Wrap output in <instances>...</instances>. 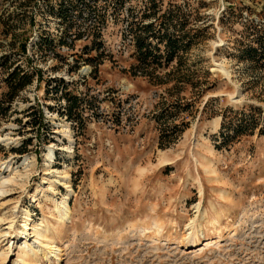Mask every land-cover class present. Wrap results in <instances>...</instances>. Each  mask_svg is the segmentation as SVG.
<instances>
[{"label":"rangeland","instance_id":"rangeland-1","mask_svg":"<svg viewBox=\"0 0 264 264\" xmlns=\"http://www.w3.org/2000/svg\"><path fill=\"white\" fill-rule=\"evenodd\" d=\"M0 16V101L6 67L34 74L0 122V176L4 164L17 171L0 195V264L44 223L53 248L33 245L31 264H264V134L216 146L227 108L264 109V0H0ZM141 21L191 40L182 64L155 73L189 82L154 84L136 69ZM61 80L82 99L81 121L61 115ZM175 100L190 110L169 123L189 126L162 148L157 115ZM65 196L64 220L53 199Z\"/></svg>","mask_w":264,"mask_h":264},{"label":"trees","instance_id":"trees-1","mask_svg":"<svg viewBox=\"0 0 264 264\" xmlns=\"http://www.w3.org/2000/svg\"><path fill=\"white\" fill-rule=\"evenodd\" d=\"M153 7H157V4H153ZM54 13V11H53ZM156 13V12H154ZM19 15V13H17ZM155 15V14H152ZM150 15H145V17H149ZM60 17L66 18L64 13L60 14ZM3 17L0 16V21H2ZM135 30V47H136V57L138 60V64L136 67L137 70L143 71V76H149L150 81L154 84H166L173 83V86H179L181 82H189L190 80H185L183 78L178 79H170L169 75L174 73V71L168 72L165 77H161L158 74H155L159 68H168L173 62L177 64L183 63V56L179 54L180 49H189L191 46L190 42L185 44V39L180 37H173L171 34L164 33L161 35L160 33L163 30H167V25L161 22V27L157 31L159 34L155 33L156 23L155 21H151L149 23H143V21L138 22ZM163 28V30H162ZM140 31V32H138ZM11 33V30L5 28L2 31V34L5 37H8ZM17 37V34H14ZM83 35L81 33H77L74 38H81ZM150 37H155L157 39L156 43L150 41ZM66 45H70L69 42H63ZM163 46V47H162ZM264 47V43L262 44ZM27 48L26 43H21L20 50L25 53ZM95 48H91V51ZM98 49V48H97ZM91 53V52H87ZM249 55L251 60H255L258 54L257 48H251L249 50ZM264 58V54H263ZM11 57L5 55L4 56V65L11 61ZM95 57L90 56L88 61L94 63ZM94 65V73L98 72V65L95 63ZM151 68L152 70H148ZM6 76L3 78V81L7 84L8 90L4 94V100L0 101V122L1 119L6 117L10 110L12 109V104L17 95L24 90L26 87L31 85L34 81L33 72L30 73L26 69H22L20 66L11 65L6 67ZM135 72V74H137ZM50 89V88H48ZM55 94H58L62 91V98L66 100L67 106H65V110L61 112V115H66L69 120H80L81 114L77 111H82L84 109L82 105V99L69 90L67 84H65L64 80H61L53 87L52 90ZM199 92L201 90H198ZM51 92V90H48ZM190 104L186 106L183 105L179 100H175L170 104L165 105L163 112L160 115H157L158 122L160 124L161 134L159 144L162 148H165L175 142L177 138L188 128L189 124L186 120H182L177 123H169L168 119H175L177 114L183 111L190 110ZM66 112V113H65ZM230 113V114H229ZM264 109L260 106L250 105L247 109H238L235 110L232 107L226 109L223 114L222 127L220 130V137H222L221 142L217 144V148H222L223 146H229L234 140L238 139L242 135L252 134L254 131L259 128L260 134H264ZM262 125V126H261ZM23 148L18 149L17 151L20 153L26 152L27 144H24Z\"/></svg>","mask_w":264,"mask_h":264},{"label":"bare ground","instance_id":"bare-ground-1","mask_svg":"<svg viewBox=\"0 0 264 264\" xmlns=\"http://www.w3.org/2000/svg\"><path fill=\"white\" fill-rule=\"evenodd\" d=\"M223 73L229 75L227 69L223 70ZM228 77H230V75ZM219 121H220V117L217 118V125H219ZM53 157H54L53 152L49 153V158L52 159ZM27 159H28V157H26V160ZM167 160L168 159L166 158V153L162 152L161 153L160 162L161 163L162 162H167ZM29 163L30 162H28V164ZM4 165H5V169L6 168L9 169L11 171V173H10L9 176H3V175L0 176V178L2 180V185L0 186V195L4 194L7 191L5 189V185H7L10 182L15 181L14 174H12V173H17V171H15L14 169H12L11 166H9V164H4ZM63 172H65V171H63ZM63 178H64L63 184L65 185V187L67 189H69V192H71L72 191V187H71V185L69 183L68 174L64 175ZM198 182H199V180H198ZM68 199H69L68 196H65L60 201L56 200V199H53V201H54V203L56 205V210L58 211V214L60 216V219H64L65 220V219H68L69 216H70V207H69ZM30 219H31V217H30V213H29L27 215V219L26 220L29 221ZM27 227H28V223H25L23 231H25ZM187 227L188 228H193V224L189 223L187 225ZM48 232H50V226L48 224H46V223L40 224L38 227H35V229L33 230L34 235L32 237V238H34V241L31 243V239H26V241H25L26 243L21 249L20 257L16 261L15 264H20L21 261L23 262V264H31V262H28V260L26 261V259H24L23 257L25 256V253L28 250L32 249L33 245H36L39 248L37 251H41V252H44V253L47 251V249H48V251H51V248H53V246H51L49 243H45L46 240L45 241L43 240V239H47L48 238V235H47ZM4 233L7 234L8 232L5 231ZM190 243H192L191 247H196V245H197V244H194L195 243L194 241H190ZM3 255H4V253L0 254V257L3 256ZM34 255L37 256L36 253H34Z\"/></svg>","mask_w":264,"mask_h":264}]
</instances>
